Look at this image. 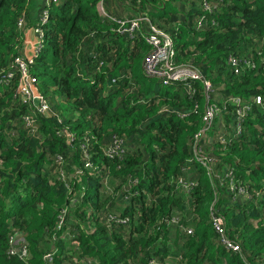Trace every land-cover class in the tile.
I'll list each match as a JSON object with an SVG mask.
<instances>
[{"label": "trees", "instance_id": "obj_1", "mask_svg": "<svg viewBox=\"0 0 264 264\" xmlns=\"http://www.w3.org/2000/svg\"><path fill=\"white\" fill-rule=\"evenodd\" d=\"M104 1L167 32L174 61L197 66L225 111L203 124L198 80L191 95L151 85L145 24L119 33L96 0H58L27 66L47 113L0 82V264H264V0ZM32 3L0 0V74Z\"/></svg>", "mask_w": 264, "mask_h": 264}, {"label": "built area", "instance_id": "obj_2", "mask_svg": "<svg viewBox=\"0 0 264 264\" xmlns=\"http://www.w3.org/2000/svg\"><path fill=\"white\" fill-rule=\"evenodd\" d=\"M103 1L104 0H96L95 6L102 16L115 20L117 23L115 30L117 32H127L128 35H131L141 26V24L146 25L145 40L148 44V49L142 59V70L146 75L157 78L163 85L182 81L186 84L184 87L185 92L189 95L194 92V87L191 86V84L195 80L200 81L202 87L204 88L205 97L201 115L204 125L209 124L213 116H219L220 112L222 113L225 111V103L223 106H218L214 101H208L207 90L210 88V83L202 75L197 66L191 64L190 62L174 61V49L171 38L167 32L155 26V24H153L149 18L142 13L132 16H125L123 14L115 15L107 8H104ZM57 2L58 0H40L38 6L34 9L35 20L32 24L25 25L24 19H22V17L18 18L17 26L21 30V53L13 57L10 69L0 74V82L6 83L14 78L16 80L15 92L19 93L22 100H25L29 105L36 107V109L43 114L47 113L48 104L38 92L36 82L29 74L27 66L43 45L44 24L48 20L50 7ZM27 30L30 32L29 36L26 34ZM225 99L230 100L231 103L234 104H236L239 100V98L235 96H228ZM255 99L258 101L259 97L256 96ZM194 109L196 110L195 107ZM241 110L242 107H237L235 109V113L237 115L236 122H238V115L241 113ZM177 113L179 116H183L186 112L178 111ZM24 120L26 125L32 124V118L29 115H26ZM204 129L205 126L200 129L199 137L204 135ZM103 150L109 156L118 153V151L121 150V139L117 136L113 137L111 142L104 146ZM196 158L203 162V155L197 154ZM171 219L175 220L176 218L174 217ZM212 224L218 232L221 231V219L218 216H212ZM190 230V228H186L187 232H190ZM222 241L226 244V246L235 248V246L229 241ZM143 264H157V261L154 259H148L143 262Z\"/></svg>", "mask_w": 264, "mask_h": 264}, {"label": "rangeland", "instance_id": "obj_3", "mask_svg": "<svg viewBox=\"0 0 264 264\" xmlns=\"http://www.w3.org/2000/svg\"><path fill=\"white\" fill-rule=\"evenodd\" d=\"M107 5L108 6H110L109 8H107ZM103 6H104V8H107V9H109V10H112L114 13H121V14H123V15H125L126 16V12L123 10V7L120 5V4H116L115 3V6L113 5V4H111V5H109L107 2H105V1H103ZM141 59H140V57H138V56H135L134 58H133V60H132V68H133V70H134V72H135V74H137V75H139V76H141L142 75V72H141ZM156 80H157V78H154V77H151L150 78V82H151V85L152 84H154L155 82H156ZM125 91V90H124ZM117 97V96H116ZM120 97H118V99H119ZM100 192L102 193V192H104L105 193V191H104V189L103 188H100ZM109 192V191H108ZM110 195H112V197H114V193H109ZM109 201V200H108ZM108 201L106 202V203H108ZM72 202V201H71ZM107 206H108V204H107ZM106 206V207H107ZM106 207H105V209H102L101 211H104V210H106ZM101 217H99V219H102V218H104V216H102V214L100 215ZM71 220V219H70ZM70 220H69V222H70ZM83 225H85L84 223H83ZM85 228L87 229V231L88 232H90V231H92L93 230V228H92V225H91V227L90 226H88V225H85ZM46 258V257H45ZM49 260V259H48ZM83 262V264H88V262H86V261H82ZM63 264H70V262H65V263H63ZM89 264H95V263H93V262H89Z\"/></svg>", "mask_w": 264, "mask_h": 264}, {"label": "crops", "instance_id": "obj_4", "mask_svg": "<svg viewBox=\"0 0 264 264\" xmlns=\"http://www.w3.org/2000/svg\"><path fill=\"white\" fill-rule=\"evenodd\" d=\"M40 0H36V2L38 3ZM32 6H33V13L35 12V8H36V6H34L33 5V3H32ZM30 31V30H29ZM26 34H27V36H29L30 35V32H28V30L26 31ZM26 44H27V41H26Z\"/></svg>", "mask_w": 264, "mask_h": 264}]
</instances>
